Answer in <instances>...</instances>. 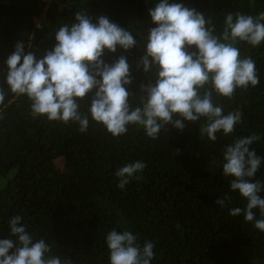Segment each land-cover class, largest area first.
I'll list each match as a JSON object with an SVG mask.
<instances>
[{
    "label": "trees",
    "instance_id": "16d2710c",
    "mask_svg": "<svg viewBox=\"0 0 264 264\" xmlns=\"http://www.w3.org/2000/svg\"><path fill=\"white\" fill-rule=\"evenodd\" d=\"M183 2L204 13L217 33L228 12H264V0ZM151 6L153 0H0V87L4 60L17 41L30 42L26 51L41 56L52 47L56 29L86 11L93 19L108 17L137 39L128 52L118 48L104 57L111 62L127 56L133 75L129 100L137 105V86L155 79L154 70L136 68L153 26L147 14ZM238 47L241 56L255 61L259 83L237 88L231 98L214 95L225 112L242 113L235 131L217 133L215 142L200 136L203 120L182 131L166 125L156 139L134 125L114 137L91 119L80 132L77 123L33 115L24 96L6 95L0 106V239L8 235L9 218L21 215L27 231L44 238L67 264H109L105 236L113 228H127L141 242L151 240L152 264H264V231L229 215L246 201L229 191L230 177L221 174L224 145L235 137L258 134L260 140L249 147L264 157V43ZM87 107L85 98L81 111ZM136 160L146 167L118 188L115 171ZM254 179L264 180V164ZM225 194L230 200L220 208L214 202ZM256 218H261L258 210Z\"/></svg>",
    "mask_w": 264,
    "mask_h": 264
},
{
    "label": "clouds",
    "instance_id": "9594fccd",
    "mask_svg": "<svg viewBox=\"0 0 264 264\" xmlns=\"http://www.w3.org/2000/svg\"><path fill=\"white\" fill-rule=\"evenodd\" d=\"M147 14L153 26L144 37V52L137 58L136 68L145 73L154 70L155 79L137 86V105L129 100L133 75L127 56L119 55L111 62L104 59L106 52L135 48L137 39L106 16L93 19L80 11L70 24L56 29L52 47L41 56L26 51L30 42H16L4 60L0 106L9 93L24 96L33 115L77 123L80 132L87 131L91 119L114 137L134 125L156 139L166 125L182 131L200 120L199 134L209 141L215 142L217 133L232 134L242 113L225 112L214 102V95L231 98L237 88L258 85L255 61L241 56L238 45L264 43V12L256 16L228 12L219 33L204 13L183 0H153ZM85 98L88 107L82 112ZM258 140L255 133L235 137L224 145L220 164L222 176L230 177L229 191L246 201L243 207L230 208L229 215L242 216L264 231V180L254 179L264 157L249 147ZM145 167L140 160L119 167L115 171L117 187L124 189ZM229 200L225 194L214 203L224 208ZM7 223L8 235L0 239V264H67L53 254L44 238L35 239L27 231L21 215L10 217ZM105 245L109 264H152L155 255L151 240L141 242L127 228L110 230Z\"/></svg>",
    "mask_w": 264,
    "mask_h": 264
}]
</instances>
